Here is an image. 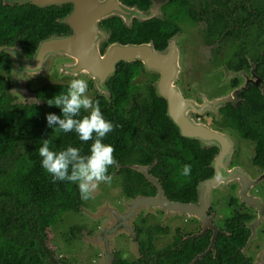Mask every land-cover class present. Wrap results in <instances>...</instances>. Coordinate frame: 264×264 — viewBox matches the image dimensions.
I'll list each match as a JSON object with an SVG mask.
<instances>
[{
    "label": "trees",
    "instance_id": "obj_1",
    "mask_svg": "<svg viewBox=\"0 0 264 264\" xmlns=\"http://www.w3.org/2000/svg\"><path fill=\"white\" fill-rule=\"evenodd\" d=\"M172 1L182 14L187 12L189 0ZM256 1L250 8L242 1L246 11L244 17L234 15L227 3L216 8L215 24L209 21L213 39L239 37L244 28L250 27L251 21L257 22L258 29L264 31V0ZM128 3L147 8L150 0H129ZM225 5L230 9L228 13L221 12ZM12 8L0 10V30L4 37L18 32L22 48L32 53L42 38L60 33L66 27L60 19L72 9V4L51 7L28 4ZM233 21L235 27L231 28ZM162 23L153 18L135 21L130 27L116 15L101 22L111 32L109 41L137 44L151 39L156 47L164 48L171 33L164 32ZM0 65H10L8 60H3V53ZM140 67L137 61L121 62L107 82L111 97L108 99L98 91L92 97L99 103L104 118L114 125L113 131L104 138V143L114 146L116 160L107 174L121 165L120 174L124 176L126 190L132 188V181L152 189L144 175L132 168L134 164L149 165L151 173L160 177L166 195L184 201L196 199L197 184L206 175L213 156L194 140L180 135L177 125L167 114L166 101L157 94L155 102L143 106L131 104L132 82L140 73ZM260 73L264 77V71ZM4 85L3 76L0 77V264H58L48 258L51 254L44 249L45 230L50 223L59 222L67 210L76 207L79 190L73 183L53 181L41 167L38 148L43 139L51 138L50 147L54 150L74 146L81 149V155H88L93 140L83 142L74 131L54 132L47 126L49 113L62 116L60 108L48 103H54L50 99L66 91V85L45 84L36 88L34 93L42 103L20 102L11 91L4 89ZM88 86V89L93 87L91 83ZM259 90L255 87L245 94L246 104L224 111L241 136L256 143L254 161L264 171V94ZM87 114L82 110V116ZM186 163L192 166L187 177L180 174ZM237 217L229 218L232 236L220 235L216 252L204 254L194 264H249L241 248L250 229ZM207 245L206 240L200 243L187 240L185 252L178 251V247L167 250L164 263L189 264ZM161 260L162 256L157 257L158 264ZM139 264L144 263L140 261Z\"/></svg>",
    "mask_w": 264,
    "mask_h": 264
},
{
    "label": "flooded vegetation",
    "instance_id": "obj_2",
    "mask_svg": "<svg viewBox=\"0 0 264 264\" xmlns=\"http://www.w3.org/2000/svg\"><path fill=\"white\" fill-rule=\"evenodd\" d=\"M128 1L122 0L124 4L136 6L143 11L151 10L155 2V0H150L149 7L143 8L137 4H130ZM242 1L249 8L253 1L254 3L258 2L256 0H189L187 12L182 14L179 6L174 4L175 2L164 0L160 3L159 9L162 17H153L163 21L162 29L164 32L169 30L171 33L167 38L166 46L176 36L175 44L179 50L180 72L174 84L180 88L179 90H181L183 97L190 103L189 106L192 109H190L189 114L195 124L201 128H208L213 132H217L220 137L228 138L230 142L232 140V147L228 149L229 158H225L226 163L224 165V162L221 164L222 160L219 158L220 147L203 145L198 139L183 136L179 130L182 137L194 140L197 145L200 144L203 148L208 149L210 156L213 157L209 162L206 175H203V178L197 184L196 199L184 201L166 196L172 202L199 203V184L215 176L216 168L219 169L223 165L222 176L224 178L220 179L216 186L209 189V197L205 200V211L200 212L201 207L198 205L194 208L195 215L190 217L182 209H179V206L174 204L169 205L163 201L154 204H152L153 202H144L142 197L149 199L155 196L158 188L144 173L135 169L136 165L142 164H134L132 168L144 175L152 189H149L147 185L143 186L137 181H132V188L129 187L126 190L124 176L120 174L121 165H118L115 166V171H117L116 176L120 177L119 189L112 183H106L105 186H101L100 192L92 195V198L87 201L82 200L79 194L76 207L67 210L63 218L56 224L50 223L47 226L43 246L47 254H51V257H48L51 261L54 260L58 264H125V262L128 264H139L140 261L144 264H158L157 257L162 256L161 264H166L164 262L167 250L178 247V251L185 252L187 240H190V242L198 241L199 243L206 240L208 245L206 248L204 247L203 253L216 252L219 236H232L230 229L232 223L229 218L231 219L237 215V218H240V221L247 224L250 229L247 241L241 248L246 260L249 261V264H264V217L261 219L259 210L246 200L248 199V194L249 199L260 198L263 201L259 193L262 192V195H264V171L254 161L255 155L252 159H243L245 163L235 160L237 141H239L240 146L243 143L242 139L237 137L246 138L241 136L238 129L231 124L232 120L224 111L229 107L236 109L242 104H246L245 94L252 92L255 87L264 94V77L260 73L264 71V44L260 48L255 43H251V39L248 38L253 28L259 30L263 35L264 31L258 29L259 24L257 22L253 23L251 21L250 27L244 28L243 33L239 37L232 35L227 38H216L214 40L209 30V21L215 24V9L221 8V4L227 3L233 8L234 15L244 17L246 11ZM28 4L37 5L31 0H0V10L13 9V6ZM71 11L72 9L65 16ZM228 11L230 9L227 5L221 9V12L228 13ZM193 16L197 17V19ZM120 18L124 22L123 18ZM135 21L142 22L145 20L135 16L133 23ZM60 23L62 22L60 21ZM189 23H193L195 26L190 27ZM64 25L66 27L60 33H52L42 38L32 53L22 48L21 41L17 37L19 35L18 32L14 36L4 37V33L0 30V54L3 53L4 61L8 60L10 62L9 66L0 65V77L4 76L5 78L4 89L6 91L13 93L14 83L12 78V57L4 49V46H13L15 48L19 44L26 56L31 58L43 40L53 35L72 32L69 25ZM101 26L106 28L102 24ZM234 27L235 21L231 23V28ZM186 28L191 32L187 36L185 33L187 32ZM195 28L198 29L197 33ZM199 29L200 34L198 36ZM181 38H183L186 49H188L187 52L185 51V60L182 62L184 45L180 40ZM224 40L226 42H223ZM150 41L151 39L137 44L149 43ZM108 42L103 43L102 50L106 49ZM227 43L230 44L228 50L226 49ZM199 44L200 47L198 49L197 46ZM155 48L164 50L161 46L159 48L155 46ZM200 49H204L206 52H201ZM191 54L194 55V60L192 61V66L189 67L191 69H189L184 67L183 63L187 62L186 57L188 55L191 57ZM135 61H137V64L140 63L141 67L139 68L140 73L133 79V90L130 99L131 104L134 106H143L150 101H157L155 83L160 75L149 72L140 60ZM57 62L60 63L61 61L58 60ZM62 66L63 63H60L57 65L58 68H53V70L50 68L46 74L35 75L29 79L26 78L25 82H27V86L30 89L31 99L28 98L25 102L42 103L34 91L39 86L45 85H39L36 82L48 75L49 77H55L56 81L59 82L46 84L68 86L72 79L79 78L64 73L60 69ZM60 70L61 73H64V76H61ZM60 77L62 79H59ZM258 77L261 78L260 85ZM87 81L88 85L91 83L96 90L93 81ZM245 86L248 87L239 93L234 100V92ZM224 96L233 98L226 104L217 105V103H214V100ZM32 98H35V101ZM161 98L166 101L165 98ZM246 140L252 141L250 139ZM225 142H228L227 139H225ZM252 142L256 151V143ZM103 184L105 183L101 185ZM139 197L140 200L138 199ZM176 219H179L178 223L175 222ZM162 229L165 230L162 232ZM168 235H172L171 241L158 243L159 238ZM211 244H213V248H210ZM75 248L77 255L74 254ZM195 258L189 264H194L196 262Z\"/></svg>",
    "mask_w": 264,
    "mask_h": 264
},
{
    "label": "water",
    "instance_id": "obj_3",
    "mask_svg": "<svg viewBox=\"0 0 264 264\" xmlns=\"http://www.w3.org/2000/svg\"><path fill=\"white\" fill-rule=\"evenodd\" d=\"M39 6L72 4V11L60 19L64 24L70 26L72 32L69 34L53 35L43 40L37 48L33 57L29 58L23 52L21 46H4V49L10 53L12 57V78L13 93L20 100L30 98L27 91L25 79L34 75L29 73L25 79L20 77L23 70L39 67L36 76L46 74V72L58 60L64 61L60 68L66 74L81 77L86 76L92 80L99 93L104 94L108 99L111 97V91L107 84L108 80L115 74L118 64L122 61L132 62L140 60L149 72L158 73L160 75L155 83L157 94L167 101V114L171 120L177 125L181 134L185 137L198 139L203 145L218 146L221 149L219 158L221 164L226 163L229 158L228 149L232 147V140L220 137L217 132H213L208 128H201L196 125L192 116L189 114L190 103L183 97L180 88L174 83L178 79L180 72L179 50L175 44V38L170 40L169 45L164 50H157L153 41L149 43H121L109 41L111 32L101 26V22L110 17L118 15L123 18L128 26L133 25V18L138 16L141 20H147L153 17H162L160 14V3L164 0H155L151 10H140L136 6L124 4L122 0H31ZM108 42L105 50H102L104 42ZM16 49V50H15ZM259 85L261 78L258 77ZM245 87H241L234 92L235 97L238 96ZM224 96L214 100L217 105L226 104L232 98ZM227 139L228 142H225ZM226 154V155H225ZM135 169L144 173L146 177L157 186L158 192L151 198L142 197V200L152 204L163 201L169 205L179 206L184 213L192 217L195 215V207L200 206V212L205 211V200L209 197V189L217 185V182L224 178L222 176L223 165L216 168L215 176L209 178L199 184V203H185L180 201H171L167 198L159 178L154 176L148 165H136ZM113 175V174H112ZM243 195V194H242ZM247 202L254 205L259 210L260 218L264 217V203L258 198L249 199L247 194ZM140 200V197L138 198ZM199 212V214H200ZM198 214V217H199ZM114 232V231H113ZM211 244L210 248H213ZM205 253L200 254L195 260L203 257Z\"/></svg>",
    "mask_w": 264,
    "mask_h": 264
},
{
    "label": "clouds",
    "instance_id": "obj_4",
    "mask_svg": "<svg viewBox=\"0 0 264 264\" xmlns=\"http://www.w3.org/2000/svg\"><path fill=\"white\" fill-rule=\"evenodd\" d=\"M39 70V67L25 69L20 78L25 79L29 73L34 74L29 77L32 78L38 74ZM88 87L87 80L72 79L66 91L50 99L54 100V103H48L60 108L62 116L49 113L46 121L47 126L54 132L74 131L80 141L93 140L89 154L81 155V149L74 146H68L59 151L54 150L50 147L51 138L43 139L38 148L41 167L53 181H67L75 184L81 199L85 201L92 198L100 183H111L112 178L107 173L109 167L116 163L113 156L114 146L104 143V138L113 131L114 125L104 118L99 103L87 94ZM82 110L88 114L82 116ZM191 169V164H183L180 174L187 177L191 174Z\"/></svg>",
    "mask_w": 264,
    "mask_h": 264
},
{
    "label": "rangeland",
    "instance_id": "obj_5",
    "mask_svg": "<svg viewBox=\"0 0 264 264\" xmlns=\"http://www.w3.org/2000/svg\"><path fill=\"white\" fill-rule=\"evenodd\" d=\"M189 26L190 27H194L195 26V24H193V23H189ZM197 28H195V31H196V33H197ZM186 31L187 32H185L186 33V36L188 35V34H191V32H190V30L188 29V28H186ZM199 34H200V29H199V32H198V36H199ZM184 38H186V37H184ZM248 38H250L251 39V43H255L256 45H258V46H260V48L263 46V40H264V35L262 34V33H260L259 32V30H257L256 28H253V29H251V33L248 35ZM181 40V42H183V38H181L180 39ZM205 41V40H204ZM223 42H226V40H224ZM250 43V45L251 46H253L252 44ZM183 45H184V48H183V54H182V60H181V62L183 61V60H185V51L187 52V50L188 49H186V45H185V43L183 42ZM199 47H200V44L197 46V48L199 49ZM230 47V44L229 43H227L226 44V49L228 50V48ZM201 50V49H200ZM181 52H182V50H181ZM201 52H206V50H201ZM194 60V55L193 54H191V57L188 55L187 57H186V63H183L184 64V67H186V68H189V67H191L192 66V61ZM61 61V60H60ZM62 62H64V61H61L60 63H62ZM60 63H58L57 62V59H56V62L54 63V65L51 67L52 68V70H53V68H56L57 67V65L58 64H60ZM58 68V67H57ZM189 69H191V68H189ZM60 73H61V70H60ZM61 76H64V73L62 72L61 73ZM79 78H81V79H85V80H89L86 76H81V77H79ZM59 79H62V77H60ZM53 82H59V81H56V79H55V77H52V76H50L49 77V75L47 76V77H45V78H42V79H40V80H38L37 82H36V84H39V85H41V84H46V83H53ZM26 84H27V82H25ZM27 91L30 93V89L28 88V86H27ZM95 92H96V90L92 87V88H90V89H88V95L92 98L93 96H95ZM30 99H31V95H30ZM20 100V99H19ZM26 100V99H25ZM25 100H20V101H22V102H25ZM32 100L33 101H35V98L33 99L32 98ZM238 139H242L241 141H243V143H242V146H240V144H239V141H237V153L235 154V160L237 161V162H243V163H245L244 162V160H248L249 158H253V156L255 155V150H254V143L252 142V141H249V140H246V139H243V138H241V137H237ZM253 143V144H252ZM244 159V160H243ZM252 162V161H251ZM113 175H111V178H112V180H111V183L112 184H114L115 186H117V188L119 189V182H120V177L119 176H116V174H117V171H115L114 170V172L112 173ZM102 183H100V185H99V187H98V189L96 190V193L94 192L93 193V195H96L98 192H100L101 191V186H105L106 185V183L105 184H103V185H101ZM107 188V187H106ZM121 188V187H120ZM259 195L262 197V199H263V201H264V195H262V192H260L259 193ZM175 222L176 223H178L179 222V219H176L175 220ZM169 236V237H168ZM168 236H165V237H161V238H159L158 239V243L159 244H161V242H163V243H165V242H168V241H171V238H172V235H168ZM74 254L75 255H77V252H76V248H75V251H74ZM91 255H93L92 253H91Z\"/></svg>",
    "mask_w": 264,
    "mask_h": 264
}]
</instances>
